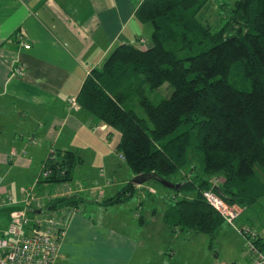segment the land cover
<instances>
[{"label":"trees","instance_id":"16d2710c","mask_svg":"<svg viewBox=\"0 0 264 264\" xmlns=\"http://www.w3.org/2000/svg\"><path fill=\"white\" fill-rule=\"evenodd\" d=\"M212 1L142 0L134 17L152 27L151 47H115L91 69L76 97L109 134H119L117 152L134 175L168 179L185 169L199 172L171 190L162 219L172 229L210 238L226 222L206 202L204 191L238 208L264 196V0L227 4L218 29L199 20ZM166 84L169 96L154 104L146 89L153 93ZM134 94L135 106L130 105ZM55 155L42 163L49 173L40 183L67 184L82 163L74 152ZM216 176L220 182L212 184ZM135 188L130 182L101 205L124 203ZM80 201L59 198L44 211L74 209ZM260 242L255 244L262 252Z\"/></svg>","mask_w":264,"mask_h":264},{"label":"crops","instance_id":"0c3cea01","mask_svg":"<svg viewBox=\"0 0 264 264\" xmlns=\"http://www.w3.org/2000/svg\"><path fill=\"white\" fill-rule=\"evenodd\" d=\"M141 1L0 0V218L4 219L0 231L4 233L7 229L12 211L25 209L30 219L46 213L45 197H35L41 200L43 209H34L24 205L22 194L52 150L56 151L54 157L61 151L76 153L82 163L76 166L67 185L78 191L74 196L81 201L69 212L60 241L61 264H176L173 258L181 260L178 255L183 251L193 254V242L201 238L209 246L219 236L222 238L216 243L233 238L231 227L226 224L213 238L168 227L162 219L167 195L161 199L166 206L160 219L148 221L144 216L145 199L153 197L152 202L157 201V189L151 183L137 185L130 198L138 195L134 209L141 208L133 210L135 217L127 213L133 219L129 222L133 232L127 227L122 230L118 224L106 222L105 226L97 221L102 216L99 208L126 205L130 199L110 206L101 203L117 196L122 189L118 187H124L136 175L125 178L127 168L115 156L118 139L114 150L106 143L113 133L109 134L107 127L89 112L79 106L70 107L68 101L77 97L91 69L100 67L115 47L135 45L139 40L144 41L140 48L151 47V39L148 41L146 37L151 32L150 25L141 24L134 17ZM20 39L28 46H22ZM13 66L23 67L24 75L12 76ZM98 148L104 150L98 152ZM188 173L189 169L182 170L179 178ZM42 185L47 194L57 189L63 191L65 187ZM147 187L155 193H149ZM6 193L9 196L4 198ZM86 195L94 202L84 203ZM10 197L12 203L7 202ZM87 206H93L91 211L98 215L90 211V216ZM249 207L239 208L240 216ZM62 211L70 210L62 208ZM149 211L151 217L157 214L156 209ZM250 223L258 227L248 226L261 239L259 245L264 254V227L258 220ZM237 242V248L243 245L241 239ZM145 249L152 250L153 256H147ZM247 258L245 264H252L254 255ZM229 263L235 264L233 260L214 264Z\"/></svg>","mask_w":264,"mask_h":264},{"label":"rangeland","instance_id":"374dc122","mask_svg":"<svg viewBox=\"0 0 264 264\" xmlns=\"http://www.w3.org/2000/svg\"><path fill=\"white\" fill-rule=\"evenodd\" d=\"M235 0H213L212 2H210V4L208 5V9L205 8L201 15L199 16V20L203 23V24H209L212 28H219L222 25H224L225 22V17L227 15V8L234 2ZM221 4H223V8L224 10H222L220 8ZM229 5L226 7V5ZM219 13V16L216 14ZM216 14V15H215ZM151 29V32L149 33V35H147V40L149 41L151 39V34H152V27L149 26ZM144 43V42H143ZM142 43V44H143ZM141 44V45H142ZM142 47V46H141ZM131 91H134V89L130 88ZM171 92V89L169 88V86L166 84L163 87H161L160 89L152 92H148L146 89L145 94L149 97V99L154 103H158L159 101H161L162 99H165L169 96ZM135 94L133 96H131L130 98V105L135 106L136 102H137V98L134 97ZM72 99V98H71ZM135 112L145 118V114L144 112L139 108V107H135ZM104 135V134H103ZM113 136L108 138L106 141V143L111 146L114 150L115 148V144L117 142V139L119 137V134L116 132H113L112 134ZM106 136V135H105ZM104 136V138H105ZM106 139V138H105ZM104 148V145H103ZM103 148H98V152H100ZM107 149V148H106ZM104 150V149H103ZM110 150V149H108ZM50 152V150H49ZM115 156L117 158V162L121 163L122 165L125 166V168H127V176H125V178L127 177V179L132 178L133 173L130 170V168L128 167V165L126 164V162L124 161L123 158H121L118 154V152L115 153ZM114 158V157H113ZM42 165H40V170H41ZM192 170L189 171L188 174H185L183 177L179 178V175H175L172 177H167L168 179H165L171 183L174 184H178L179 180L181 181L182 179H190L193 176V173L199 174V172H193L191 173L193 170V168H191ZM39 170L38 174L36 175V178L33 179L32 184L35 183V181L38 180V177L40 176L41 171ZM196 170H198L196 168ZM264 174V171H262V175ZM133 179V178H132ZM220 177L216 176L213 177L211 179V183L213 184L214 182L217 184V182H220ZM116 182H118L116 180ZM151 183L154 188L157 189V194L155 196V199L157 200L155 203L152 202V198L153 197H149L147 200L145 199V212H144V216L146 219H150L148 221H152V220H158L160 219L161 213L164 210V205L166 206V204H162V202H164L163 200H161L164 195H167V200L168 198L172 197V192L169 189L164 188L163 186L157 184L156 182H149ZM31 184V185H32ZM43 183H39L37 185V188H35L34 192H33V196H42L45 197L46 194L48 193V191H45L43 189ZM123 188L122 185H120L118 187ZM118 189V190H119ZM25 191V190H24ZM24 193V192H23ZM13 194V193H12ZM8 193L5 194V197H8ZM23 196V194H22ZM74 196V195H73ZM71 196H69L70 198ZM182 195L179 194L178 198H181ZM55 201V200H54ZM84 203H87V201H91V203H93V198L89 197V195H86L83 198ZM138 201V195H135L132 199H130L126 205L124 206H119L117 208H99L101 209L102 212H100V215H102L99 219L97 220L99 223H102L106 226V222L111 223L112 225L118 224L119 226L117 227H122L124 230V228L127 227V229H130V226L132 227L131 224H129V222L133 221V219H130L127 215V213L129 214H133V210L136 211L137 207L134 206ZM84 203H82V205H85ZM144 204V206H145ZM81 205V206H82ZM137 206V205H136ZM90 207L93 208V206H87L86 208V212L88 214H90V211L92 210V208L90 209ZM238 208V207H237ZM106 209V210H104ZM129 209V210H127ZM150 209H156L157 214H155L154 216H150ZM60 210V209H58ZM82 210V209H81ZM82 212V211H81ZM103 213V214H102ZM107 213V214H106ZM92 215H98L95 214V211L92 212ZM90 214V216H91ZM129 214V216H130ZM133 217L134 214H133ZM154 217V218H153ZM40 218L39 216H36L34 219H38ZM152 219V220H151ZM250 220H258L262 223V226L264 227V198L263 200H260L257 204L253 205L252 207L250 206L247 210L244 211V213L240 216V211L238 208V218L232 223V224H228L225 223L228 227H231V233L233 235V238H231L230 241L226 240V239H222V241H220L221 243H216L218 241V238H222V236L217 237V240H215V242L213 241L212 243V249L209 246V242H202V238L193 242V251L191 253L187 252V251H183L181 253V255H178L181 257L180 259L177 258H173L176 261V264H214V263H220L222 262V260H233V262H235V264H245L246 263V259L248 256H250V252L249 250L246 248V239L242 236V234L240 233V229H244L248 226L253 227L254 229H256V225H251ZM136 220V224H137ZM4 223V219L2 220V218H0V225H3ZM255 226V227H254ZM258 228V227H257ZM253 229V230H254ZM131 232L134 231V229H130ZM255 231V230H254ZM129 232V231H128ZM258 232V231H257ZM260 234V233H259ZM204 237V236H202ZM264 238V236H263ZM237 239H241V244L239 248H237L236 246H238V242ZM186 245V244H184ZM145 254L147 256H149L151 254V256H153V252L150 249H145L144 250ZM248 259V258H247Z\"/></svg>","mask_w":264,"mask_h":264},{"label":"built area","instance_id":"2783aa9c","mask_svg":"<svg viewBox=\"0 0 264 264\" xmlns=\"http://www.w3.org/2000/svg\"><path fill=\"white\" fill-rule=\"evenodd\" d=\"M144 41L139 40L135 45L140 46ZM22 46L27 47V43L20 39ZM12 76H23L24 69L20 66H13ZM70 107H77L76 98L69 99ZM36 144L35 140H32ZM52 150L50 153H53ZM121 158L122 156L119 155ZM41 173L38 180L28 187L23 193V203L26 207L43 209L41 200L33 196V192L40 181L47 177L49 170L42 164ZM215 184V182L213 183ZM63 191L59 189L52 194L45 196L46 203L56 199L75 195L78 191L72 189L67 184ZM149 193H155L154 189L147 187ZM206 202L219 212L226 223L232 224L238 218V208L228 205L223 199L211 190L203 192ZM12 203L11 197L7 200ZM138 210L141 208L138 207ZM73 209L63 212L62 209L46 212L38 219H30L26 210L12 211L9 215V223L4 233L0 231V264H61L58 261L60 241L65 233L68 216ZM70 212V213H69ZM240 233L246 239V247L254 255L252 264H264V254H262L255 244L258 239L256 231L250 227L240 229ZM231 264V263H229Z\"/></svg>","mask_w":264,"mask_h":264},{"label":"water","instance_id":"95a60500","mask_svg":"<svg viewBox=\"0 0 264 264\" xmlns=\"http://www.w3.org/2000/svg\"><path fill=\"white\" fill-rule=\"evenodd\" d=\"M151 181H155L158 184H160L161 186H163L164 188L169 189V190H173V191L179 190L182 186L181 183H178V184L171 183V182L165 180L164 178H161L155 174H143V175L135 176L132 179L131 183L136 185V186L137 185L141 186V185H144L145 183H148ZM40 212L41 211H38L37 213H40Z\"/></svg>","mask_w":264,"mask_h":264}]
</instances>
